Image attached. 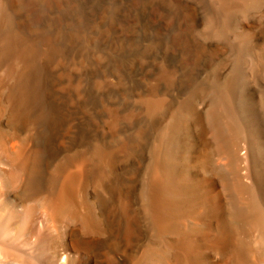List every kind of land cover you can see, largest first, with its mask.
<instances>
[{"label":"bare ground","instance_id":"bare-ground-1","mask_svg":"<svg viewBox=\"0 0 264 264\" xmlns=\"http://www.w3.org/2000/svg\"><path fill=\"white\" fill-rule=\"evenodd\" d=\"M0 264H264V0H0Z\"/></svg>","mask_w":264,"mask_h":264}]
</instances>
